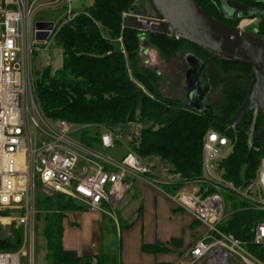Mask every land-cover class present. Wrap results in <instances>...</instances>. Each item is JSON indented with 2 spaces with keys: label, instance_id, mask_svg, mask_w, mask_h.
Returning <instances> with one entry per match:
<instances>
[{
  "label": "trees",
  "instance_id": "obj_1",
  "mask_svg": "<svg viewBox=\"0 0 264 264\" xmlns=\"http://www.w3.org/2000/svg\"><path fill=\"white\" fill-rule=\"evenodd\" d=\"M194 1L208 15L231 26L246 17L240 15L230 19L220 0ZM242 1L252 9L251 17L260 18V30L256 32L264 36L263 0ZM134 5L139 14L146 15L142 0H90L58 30L55 41L62 50L60 69L52 72L45 67L36 73L34 83V93L43 115L50 120L87 125L79 131L78 137L88 146L97 145L101 126L137 124L128 146L139 157H154L168 166L165 171L177 177L176 182L167 185L170 191L180 188L186 180L199 179L203 139L209 131H215L226 136L230 146L229 153L216 162V172L237 188L245 186L254 178L260 159L264 157V145L256 135L258 129L249 130L254 111L231 127V116L246 95L251 67L209 57L224 65L244 67L249 78L226 83L220 91V99L214 105L207 104L211 110L190 109L184 99L164 92L162 77L141 62V51L152 46L165 61L186 46L211 53L181 38L126 27L121 21L122 13L129 12ZM155 15L158 17L156 11ZM119 38L122 49L116 47ZM255 112V125L261 128V115ZM74 203L73 199L60 194L47 197L37 192L35 196V231L40 224L46 264H122L116 244L105 248L102 245L97 255H79L73 249L62 247V218L65 211L80 210ZM230 208L219 223V229L244 241L246 248L264 262V243L252 242V230L257 222L264 221V211L243 200L232 201ZM102 219V237L105 224L110 234L115 232L110 217L104 214ZM20 243L21 230L10 227V235L0 241V249L16 250ZM142 250L160 252L167 248L154 243L142 244Z\"/></svg>",
  "mask_w": 264,
  "mask_h": 264
},
{
  "label": "built area",
  "instance_id": "obj_2",
  "mask_svg": "<svg viewBox=\"0 0 264 264\" xmlns=\"http://www.w3.org/2000/svg\"><path fill=\"white\" fill-rule=\"evenodd\" d=\"M58 1L0 0V241L10 235V227L21 230L16 250L0 249V264H20V255L27 257L26 264H33L38 189L44 196L64 195L102 213L106 207L105 213L113 216L134 180L162 186L177 207L206 228V234L196 238L174 264H230V258L240 264H264L244 241L218 227L226 215L224 192L264 211V157L254 178L237 188L216 172L221 150L229 142L226 136L209 131L203 139L199 179L186 180L170 191L164 186L172 185L177 177L155 172L152 164L122 143L113 128L101 126L97 145L88 146L78 137L87 125L43 115L23 50L25 42L32 49L58 32L55 23L37 17L43 7ZM122 14L125 20L128 12ZM37 22H51L52 27L37 29ZM37 33H46L45 39L38 40ZM190 182L195 183L192 189L186 188ZM252 231V242L264 243V221L257 222Z\"/></svg>",
  "mask_w": 264,
  "mask_h": 264
},
{
  "label": "water",
  "instance_id": "obj_3",
  "mask_svg": "<svg viewBox=\"0 0 264 264\" xmlns=\"http://www.w3.org/2000/svg\"><path fill=\"white\" fill-rule=\"evenodd\" d=\"M224 10H237L239 15L252 18V9L234 0H220ZM158 17L141 15L134 5L124 20L128 28L144 32L181 38L208 52L216 58L227 59L251 67L250 81L242 103L231 116V123L237 125L249 113L258 111L262 128L256 135L264 144V36L218 21L208 15L194 0H149ZM264 15V12H262ZM37 29H50L51 22H37ZM46 33H37L38 40H44ZM189 65L184 73L182 91L190 109H210L203 101L210 90L205 63L193 54H186Z\"/></svg>",
  "mask_w": 264,
  "mask_h": 264
},
{
  "label": "rangeland",
  "instance_id": "obj_4",
  "mask_svg": "<svg viewBox=\"0 0 264 264\" xmlns=\"http://www.w3.org/2000/svg\"><path fill=\"white\" fill-rule=\"evenodd\" d=\"M90 0H59L57 3H51V5L47 7H43L38 13L37 17L52 21L55 23L56 27L60 29L63 25L70 22L71 19L77 15L80 11H82L83 7L85 5H88ZM142 6L145 9L146 16L148 17H155V11L150 6L149 2L147 0H142ZM69 17V19L67 18ZM241 20V21H240ZM235 26L238 28H241L243 30L253 32V28H256L260 30L259 24H260V18L259 17H252L247 19H240ZM121 21L124 24V18L123 14L121 16ZM257 30V31H258ZM258 33V32H256ZM57 33L54 35L53 38L47 40L45 43H36L32 45V49H28L26 42L23 50V57L25 61L28 60L29 70H30V76L33 79V85L35 83L36 79V73H39L44 69L45 67H49L52 72H54L57 69H60L61 66V60H62V50L60 46L56 44L55 38ZM116 47L118 49H122V41L119 38L118 42L116 44ZM186 54H193L197 58H199L201 61H205L206 66V73L208 77V82L210 84V90L208 92L207 98L205 99V103L214 105L215 102H217L220 99V91L224 87L226 83H232L234 81H238L241 79H248L249 74L247 73V70L242 66H237V68L233 67V65H228L224 63H219L218 61H214V56L210 55L209 53H201L197 49L186 46L183 50H178L175 52L174 56L169 60L165 61L163 60L158 51L150 46L147 47L145 51H141L140 59L141 62L144 63L147 67L151 69H155L160 76L163 79L164 84V92L171 96L178 99H184V93L181 90L183 86V79H184V70L187 68V64L184 60V57ZM209 57H213L214 59H210ZM217 60V59H216ZM245 69V72L243 71ZM186 101V100H185ZM255 117L256 112H253L252 120L249 126L250 131L254 130H261L259 129L257 125H255ZM113 129L117 132L119 135L122 143L128 144L129 137L132 135V133H136V127L137 124H128V125H122V126H112ZM230 151V146H227L226 148H223L221 150L220 156L223 157L227 155ZM121 152V151H120ZM112 155H117V151L110 152ZM146 162L152 164L153 170L157 173H159L162 177H168L169 173H167L165 170L167 169V165L164 162L159 161L157 158L151 157V158H144ZM191 183V182H190ZM194 183V182H193ZM195 184V183H194ZM193 184V185H194ZM189 185V184H188ZM165 189H167V186H164ZM132 187L129 189V191L125 192L119 203L117 204V207L115 209V214L119 216L121 220V225L125 223L130 222L131 219H126L125 216L128 215L127 213L130 212L135 208V204L137 205L138 201H132V195L130 192H132ZM38 193L39 189H38ZM231 195V199L226 196ZM44 196V195H43ZM54 196V195H52ZM51 197V196H47ZM225 197V203H226V211H225V217L230 212L231 208L230 205L232 204V201L234 200H240L237 198V196L234 193L230 192H224ZM74 204L80 206V210H87L89 207L86 205L75 201ZM253 205V204H251ZM254 206V205H253ZM255 207V206H254ZM103 212L107 210L106 207L102 208ZM123 214V219L119 214ZM105 230L103 233V246L108 247L111 244L113 247H115V244L117 247H119V240L116 236V233L113 232L110 234L109 228L107 224H105ZM37 229L34 232V245H33V264H44L46 262L45 260V243L42 236V232L40 229ZM20 264H26L27 257L19 256ZM230 264H240L238 261L233 260L232 258L229 259Z\"/></svg>",
  "mask_w": 264,
  "mask_h": 264
},
{
  "label": "crops",
  "instance_id": "obj_5",
  "mask_svg": "<svg viewBox=\"0 0 264 264\" xmlns=\"http://www.w3.org/2000/svg\"><path fill=\"white\" fill-rule=\"evenodd\" d=\"M193 184L192 182L187 184L186 188L192 189ZM131 187L132 201L138 202L135 208L127 213L128 215L124 214L126 219H131L130 222L122 227L121 220L115 212L111 216L91 209L65 211L62 218V247L73 249L79 255L100 253L103 245L104 214L114 223L119 240V260L122 264H174L196 238L206 234L205 226L195 221L190 213L177 207L162 190V186L134 180ZM119 215L123 219V214ZM172 239L176 242L171 243ZM154 243L165 245L167 250L160 252L142 250V244Z\"/></svg>",
  "mask_w": 264,
  "mask_h": 264
},
{
  "label": "flooded vegetation",
  "instance_id": "obj_6",
  "mask_svg": "<svg viewBox=\"0 0 264 264\" xmlns=\"http://www.w3.org/2000/svg\"><path fill=\"white\" fill-rule=\"evenodd\" d=\"M234 1H236V2H241V5H243V6H245V3L246 2H244V1H242V0H234ZM263 2H264V0H263ZM244 3V4H243ZM247 7V6H246ZM225 12L227 13V15H228V17H230V19H234V18H236L237 16H240L239 15V12L237 11V10H234V11H231L230 9H227V10H225ZM243 19V18H242ZM195 56V55H194ZM199 59V58H198ZM199 61H201L200 59H199ZM186 62V61H185ZM201 62H204L205 63V61H201ZM186 64H187V62H186ZM188 64H187V68H188ZM206 67V66H205ZM186 68V69H187ZM185 69V70H186ZM185 70H184V73H185ZM206 76H207V73H206ZM184 77V76H183ZM183 82H184V79H183ZM183 87V86H182ZM182 90V89H181ZM184 93V92H183ZM184 95H185V93H184ZM186 100V99H185ZM187 102V101H186ZM203 104L204 105H207V103H205V99H204V101H203Z\"/></svg>",
  "mask_w": 264,
  "mask_h": 264
}]
</instances>
